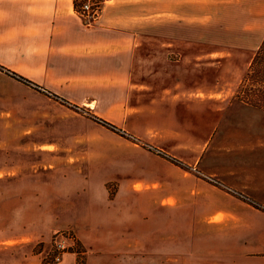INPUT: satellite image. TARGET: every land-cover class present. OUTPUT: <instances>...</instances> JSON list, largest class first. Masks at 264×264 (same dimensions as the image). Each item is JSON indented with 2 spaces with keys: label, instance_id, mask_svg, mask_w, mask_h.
Masks as SVG:
<instances>
[{
  "label": "rangeland",
  "instance_id": "rangeland-1",
  "mask_svg": "<svg viewBox=\"0 0 264 264\" xmlns=\"http://www.w3.org/2000/svg\"><path fill=\"white\" fill-rule=\"evenodd\" d=\"M251 28L217 25L210 33L237 52L236 37L253 39ZM255 28L248 44L255 41L256 49L264 24ZM15 39L0 36V230L16 205L7 200L15 190L8 176L23 154L39 163L41 264L58 262L53 237L66 230L75 235L74 222L121 230L114 255L103 253L111 264H165L158 250L166 231L172 241L167 264L181 262L175 241L182 247L192 225L200 263L223 237L233 252H261L264 111L233 96L255 49L244 47L250 51L247 64L233 80L212 134L198 145L191 139L198 134L194 124L172 123L142 98L137 107L128 98L113 99L110 86L90 81L97 76L74 74L70 60L33 52ZM239 61L232 56V65ZM219 68L217 63V75ZM133 109L137 113H127ZM148 244L151 261L145 259ZM71 248L80 251L76 264H85L86 248L76 241L65 252ZM181 251L188 255L184 263L191 262ZM127 252L136 259H127Z\"/></svg>",
  "mask_w": 264,
  "mask_h": 264
},
{
  "label": "crops",
  "instance_id": "crops-1",
  "mask_svg": "<svg viewBox=\"0 0 264 264\" xmlns=\"http://www.w3.org/2000/svg\"><path fill=\"white\" fill-rule=\"evenodd\" d=\"M102 3L98 22L86 28L77 15L75 0H0V36L16 37L18 42L30 44L33 52L63 56L71 61L74 74L97 76L90 81L110 86L113 99L128 98L134 101L130 106L137 107L142 98L145 106H152L153 113L167 117L170 122L194 124L198 134L191 137L192 142L198 145L206 142L233 89V80L247 64L250 51L244 47L257 46L255 41L250 45L248 42L256 36L255 27L264 24V0H102ZM217 25L253 26L248 34H254V38L236 37L235 46L242 50L233 52L235 47H226L222 38L210 33V28ZM232 56L243 62L232 65ZM127 113L137 112L133 109ZM22 156V164L13 169L14 176H8L14 181L15 190L10 191L7 200L16 205L9 210L6 226L0 230L3 241L0 264H41L39 163ZM88 208L93 210L95 206ZM192 226L185 240L182 239V247L175 241V259L181 260L176 264H185L184 258L188 257L180 254L181 250L191 255L188 259L191 262L186 264H264V242L261 252L246 247L233 252L226 237L207 262L200 263ZM73 230L76 241L86 248L85 264H111L103 260L106 256L103 253L114 255L122 234L120 229L74 222ZM167 232L161 237L158 250L159 259L165 264L172 259L169 257L172 241ZM189 239L190 251L186 249ZM100 246L105 250H97ZM144 250L145 259L151 261V244ZM79 252L71 248L55 264H76ZM126 257L136 259L132 252H127Z\"/></svg>",
  "mask_w": 264,
  "mask_h": 264
},
{
  "label": "trees",
  "instance_id": "trees-1",
  "mask_svg": "<svg viewBox=\"0 0 264 264\" xmlns=\"http://www.w3.org/2000/svg\"><path fill=\"white\" fill-rule=\"evenodd\" d=\"M233 96L264 111V35ZM99 120L114 127L105 120Z\"/></svg>",
  "mask_w": 264,
  "mask_h": 264
},
{
  "label": "built area",
  "instance_id": "built-area-1",
  "mask_svg": "<svg viewBox=\"0 0 264 264\" xmlns=\"http://www.w3.org/2000/svg\"><path fill=\"white\" fill-rule=\"evenodd\" d=\"M76 12L82 20L83 26L92 28L99 20L102 11V0H76ZM58 232L52 240V257L55 261L61 260L63 253L68 247L76 244L73 232Z\"/></svg>",
  "mask_w": 264,
  "mask_h": 264
}]
</instances>
